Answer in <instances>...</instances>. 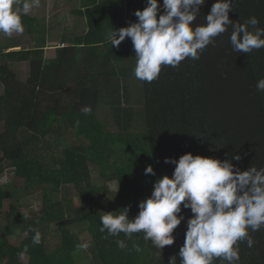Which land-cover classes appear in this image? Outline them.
Returning <instances> with one entry per match:
<instances>
[{"label":"trees","instance_id":"1","mask_svg":"<svg viewBox=\"0 0 264 264\" xmlns=\"http://www.w3.org/2000/svg\"><path fill=\"white\" fill-rule=\"evenodd\" d=\"M134 2L128 10L111 0L74 12V26L85 34L64 42L68 44L57 48L54 57L45 56L44 43L19 52L0 51V125L4 130L0 135V213L12 199L1 184L8 169L15 170L16 184L28 198L43 201L36 213L10 206L6 237L24 238L16 246L0 234V264H75L82 253V242L72 231L77 225L87 228L96 264H168L173 254L161 255L162 250L144 240L143 233L131 238L102 233L100 217L128 208L129 218H135L139 203L151 196L156 180L172 175L175 165L165 164V158L178 160L192 153L225 160L239 155L241 159L232 163L240 171L264 168V93L256 90L257 81L264 78V48L250 54L234 52L229 27L203 50L199 60L186 58L175 69L163 66L151 83L140 81L134 76L137 58L131 38L119 47L106 39L109 30L138 22L134 13L142 10L143 0ZM215 2L206 0L194 26L205 23ZM233 8L229 13L233 23L255 16L258 27L264 28V0H233ZM21 18L33 34L36 19L22 13ZM15 62L29 63L26 81L13 70ZM140 82L144 101L136 111L131 87ZM84 106L91 107L90 114L81 111ZM66 132L81 144L71 146ZM148 165L155 175H145ZM92 170L103 182L117 184L112 198L103 196L104 186L99 190L95 185ZM67 187L75 189L73 197L79 205L53 199ZM180 214L185 220L174 230L177 264L187 219L193 215L190 209ZM51 224H57L61 244L49 251L46 227ZM33 230L41 236L37 245L32 242ZM250 235L254 246L240 242L239 264H264V228ZM117 240H124L127 247L119 248ZM137 244L140 251L134 248ZM21 253L27 262H22ZM213 264L222 261L216 258Z\"/></svg>","mask_w":264,"mask_h":264},{"label":"clouds","instance_id":"2","mask_svg":"<svg viewBox=\"0 0 264 264\" xmlns=\"http://www.w3.org/2000/svg\"><path fill=\"white\" fill-rule=\"evenodd\" d=\"M20 0H0V33L11 36L22 33ZM206 0H147L143 10H136L138 22L128 27L109 30L106 39L112 47H119L126 38H131L136 56L135 78L151 83L157 79L163 66L178 68L186 58L199 60L203 50L214 38L225 33L229 27L232 50L250 54L264 48V28L252 16L244 23H233L229 18L233 0H216L210 14L202 25H195L201 7ZM39 0H24L22 14L27 15ZM256 90L264 93V78L256 83ZM90 114V106L82 107ZM230 159H217L187 153L178 160L165 158V164L175 165L171 176L158 178L150 197L139 203V212L130 219L125 208L114 215L100 217V231L109 236L121 233L131 238L134 233H143L154 247L163 249L175 242L174 230L185 220L180 213L190 209L193 214L187 219L185 242L178 257L180 264H213L216 258L222 264H239L240 242L248 248L254 246L250 232L264 228V168L251 166L240 171ZM155 175L152 165L145 168V175ZM35 231L33 244L41 241ZM121 249L127 247L124 240H117ZM140 251L139 245H134ZM23 256V253L20 254ZM168 264H177V256L169 257Z\"/></svg>","mask_w":264,"mask_h":264},{"label":"rangeland","instance_id":"3","mask_svg":"<svg viewBox=\"0 0 264 264\" xmlns=\"http://www.w3.org/2000/svg\"><path fill=\"white\" fill-rule=\"evenodd\" d=\"M71 1V0H70ZM67 2V0H39V5L32 8L35 11L37 8L38 11L36 14H39L36 19H38L40 27L36 29L34 35L27 34L26 28L22 33H13L11 36L4 35L3 33L0 34V39L2 44H19L17 41L18 38L24 39V44L22 49H35L40 45H47L48 47L45 48V56L47 57H54L55 51L57 48H62L66 46L64 42H66L67 38L70 36L68 33H71L73 30L74 22H73V14L72 18L70 17L71 13L74 9L71 7L73 4ZM118 2V5L123 6L127 4V0H115ZM163 0H160V3ZM41 2L42 7L40 6ZM50 2V3H49ZM103 2L111 3V0H103ZM22 5H21V4ZM19 7L22 8L24 1L20 0ZM71 4V7H69ZM44 5V6H43ZM48 6V7H47ZM143 6H147V0H145V4L143 2ZM141 7L142 10L144 7ZM62 7V8H61ZM69 8V9H68ZM47 11V12H46ZM22 13V12H21ZM31 11L28 13L30 14ZM33 15V13H31ZM66 29H70L71 31L66 33ZM82 33V32H81ZM80 33V34H81ZM84 33V32H83ZM85 34V33H84ZM17 39V40H16ZM46 39L53 40V43L47 41ZM69 42V41H67ZM29 46V47H28ZM17 50V49H16ZM46 57V58H47ZM13 70L18 75L21 81H26L29 77V64L28 63H20V64H13ZM141 81V80H140ZM3 92V88L0 86V93ZM132 93V103L135 107L136 111H140L142 109V101H144L143 96V89H142V82L138 85L134 84L131 87ZM4 132L2 125H0V135ZM66 138L71 146H79L81 144V140L78 139L73 133L66 132ZM84 140V139H83ZM93 181L95 185L100 190L102 186L106 188L103 192V196L105 198H112L114 193L117 191L118 186L115 183H105L100 180V176L96 173L95 170H92ZM1 184L4 191L10 192L12 194L11 201H8L5 204L4 210L0 213V234L2 235V239H7L6 237V219L5 216L10 213V206H15L18 211L23 212H39L42 208L43 201L42 198L39 197H27L25 191L19 189L16 181H15V170L8 169L1 178ZM73 193H75V189L73 187L64 188V190L55 198L61 204L71 201L72 204L77 202L79 205V201L73 197ZM113 194V195H112ZM103 197V198H104ZM46 231V247L49 251L55 250L61 244V233L58 229L57 224L48 225ZM72 231L77 234L82 242V250L80 254V258L75 261V264H96L94 261V255L90 248L88 247L91 243V237L87 233V228L82 226H76L72 228ZM174 235V233H173ZM175 236V235H174ZM24 238V235L18 236H11L8 237V241L10 243L19 246ZM178 241L175 237V242L171 246H165L162 249V254L167 251L168 253L175 254V249H173ZM161 250V249H160ZM22 262H27L28 258L22 257Z\"/></svg>","mask_w":264,"mask_h":264},{"label":"crops","instance_id":"4","mask_svg":"<svg viewBox=\"0 0 264 264\" xmlns=\"http://www.w3.org/2000/svg\"><path fill=\"white\" fill-rule=\"evenodd\" d=\"M24 1V0H23ZM69 1L70 0H67V2L69 3ZM135 0H131V1H128L127 0V4H125L124 5V9H129L130 7H129V5L130 4H135L136 2H134ZM72 2V3H71ZM143 2H144V4H145V0H143ZM143 2L139 5L140 7H142L143 6ZM50 3V2H49ZM70 3L71 4H73V6L71 7V4H69L70 6L69 7H71L72 9H74L73 10V12L71 13V15H70V17L72 18V14L74 13V12H78V11H80V10H82L83 12H85L86 10H89V9H92V8H94L95 6H99L100 5V3H103V0H71L70 1ZM162 4H163V1L161 2ZM21 4V3H20ZM42 2H41V4H40V6L42 7ZM22 5V4H21ZM44 6V5H43ZM35 7V6H34ZM48 7V6H47ZM144 7V6H143ZM62 8V7H61ZM145 8V7H144ZM69 9V8H68ZM109 9V8H108ZM140 9H142V8H140ZM37 11H38V9L36 8L35 9V11L34 10H31V13H33V15H31V13L30 14H27L28 16H31V18H35L36 19V17L40 14H36L37 13ZM21 12H22V8H21ZM47 12V11H46ZM74 15V14H73ZM75 16V15H74ZM74 16H73V22H74ZM79 20H81L80 18H79ZM36 21H37V23L35 24V27H34V32H36V29L38 28V27H40V24H39V21H38V19H36ZM83 26H85L84 25V23H82V22H80ZM77 28L75 27V26H73V30L71 31L70 29H66V33H68V32H70L71 31V33H68L70 36L66 39L67 41H69L68 43H71L72 41H73V39H75V37H77V36H79V35H81V34H83V33H81V31H79V29H77ZM76 30V31H75ZM81 33V34H80ZM0 34H2V33H0ZM19 34V33H18ZM27 34H29V35H31V33H28L27 32ZM32 35H34V33L32 34ZM17 40V39H16ZM18 40L19 41H17L19 44H13L12 42L11 43H8V44H2L1 43V39H0V51H1V54H3V53H9V52H19V51H22L23 49H22V46L23 45H25L24 44V39L23 38H18ZM49 40V39H48ZM50 41V40H49ZM29 47V46H28ZM46 47H48L47 45H46ZM17 49V50H16ZM25 50H28V49H25ZM3 61V60H2ZM22 63H25V62H22ZM13 64H20L19 62H15V63H12V65ZM29 64V63H28Z\"/></svg>","mask_w":264,"mask_h":264}]
</instances>
